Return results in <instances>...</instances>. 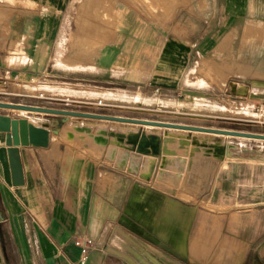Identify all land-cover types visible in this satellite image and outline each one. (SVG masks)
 I'll list each match as a JSON object with an SVG mask.
<instances>
[{
  "label": "rangeland",
  "instance_id": "rangeland-1",
  "mask_svg": "<svg viewBox=\"0 0 264 264\" xmlns=\"http://www.w3.org/2000/svg\"><path fill=\"white\" fill-rule=\"evenodd\" d=\"M213 6L206 0H72L65 35L66 60H83L70 49L68 41H73L75 36L70 35L78 33L77 27L84 20L85 31L76 39L93 45L99 38L102 50L113 38L116 47L127 33L143 29L165 30L172 24L194 28L197 17H207V9ZM100 30L103 33L98 37ZM247 54L254 55L250 46ZM96 57L90 62L83 60L84 66H92ZM219 60L210 62L214 86L210 76L206 81L200 79V83L213 86L204 90L206 93L138 91L106 77L83 86L47 78L0 80V103L36 108H0V113L12 112L36 121L37 126L49 130L50 137L57 138L55 157L51 162L44 160L43 165L64 191L72 210L79 200V173L86 168L91 177V199L99 191L113 205L124 206L125 223L176 251L189 264H240L244 259L243 264H264L257 254L264 258V175H256L255 184L235 181L245 178L247 171L264 172L260 156L264 152V70L254 67L255 60L252 67H244L229 54ZM69 122L78 125L80 131L67 128ZM93 123L104 125L101 141L81 133ZM146 126L160 135L175 129L196 137V149L198 153L202 149L203 155L199 153V163L178 154L144 161L130 145L127 133L145 134ZM79 134L86 139L75 140ZM214 144L231 145L229 151L235 158L226 157L217 163L210 147ZM223 172L234 175L225 179V197H219L214 190ZM238 172L242 175H235Z\"/></svg>",
  "mask_w": 264,
  "mask_h": 264
},
{
  "label": "crops",
  "instance_id": "crops-1",
  "mask_svg": "<svg viewBox=\"0 0 264 264\" xmlns=\"http://www.w3.org/2000/svg\"><path fill=\"white\" fill-rule=\"evenodd\" d=\"M71 3L72 0H0V79L47 78L83 86L106 77L128 89L181 95L213 89L210 62L218 63L221 55L229 54L244 67H252L255 60L254 67L264 70V0H206L214 6L207 9V17H197L194 28L172 24L165 30L143 29L127 33L116 47L113 38L102 50L99 38L93 45L76 39L85 29L81 23V32L72 33L75 38L68 45L84 62L97 56L89 67H83V60H66L65 35ZM215 5H219L218 12ZM102 33L100 30L98 37ZM248 46L253 56L247 54ZM208 76L213 86L200 83V78L206 81ZM0 115L22 118L12 112ZM77 137L85 139L83 135ZM0 140V264H80V249L74 239L82 235L93 241L85 264H189L176 251L151 241L125 223L124 206L113 205L99 191L91 199V177L86 168L79 173V200L72 210L64 191L43 165L44 160L51 162L56 155L58 143L54 154L46 153L52 148L51 137L46 149L19 146L23 174L20 185L14 184L3 133ZM240 172L235 175H242ZM220 175L214 193L225 197V179L234 174ZM256 175L264 172L247 171L245 178L235 181L255 184Z\"/></svg>",
  "mask_w": 264,
  "mask_h": 264
},
{
  "label": "bare ground",
  "instance_id": "bare-ground-1",
  "mask_svg": "<svg viewBox=\"0 0 264 264\" xmlns=\"http://www.w3.org/2000/svg\"><path fill=\"white\" fill-rule=\"evenodd\" d=\"M9 1V0H8ZM12 1V0H11ZM13 2H15V1H13ZM5 3V2H4ZM12 3V2H11ZM24 4V3H23ZM34 7V6H33ZM83 17V16H82ZM87 20V19H86ZM85 21V20H84ZM83 21V23H85ZM88 21V20H87ZM82 22V21H81ZM79 23V22H78ZM93 23V22H92ZM85 24H87V23H85ZM80 25V24H79ZM79 27H81V26H79ZM97 27V26H96ZM100 28V27H99ZM77 29H81V28H78L77 27ZM80 31V30H79ZM78 31V32H79ZM95 31V30H94ZM81 32V31H80ZM87 33V32H86ZM73 35L74 34H72V36L70 35V37H73ZM81 36H83L82 34H80ZM87 35V34H86ZM100 35V34H99ZM90 37V36H89ZM85 38V37H84ZM74 39V38H73ZM72 39V40H73ZM82 40H84V39H82ZM84 41H86V40H84ZM80 42V41H79ZM81 43V42H80ZM83 44V46H84V42H82ZM99 42L96 44L95 43V45L96 46H99ZM94 45V48H96V46ZM86 47V46H85ZM88 46H87V50L86 51H88ZM98 48V47H97ZM96 48V49H97ZM96 49H95V51H94V54H95V52H96ZM85 50V49H84ZM93 50V49H92ZM85 51V52H86ZM59 64V63H58ZM81 66H83V65H81ZM83 67H85V66H83ZM88 67V66H87ZM196 71H198V69H196V68H194ZM201 70V69H200ZM199 70V71H200ZM192 72V71H191ZM194 73H197L198 74V72H195L194 71ZM190 75V74H189ZM194 74H192V76H193ZM243 75H245V74H243ZM191 76V75H190ZM198 76H199V74H198ZM197 76V77H198ZM199 78V77H198ZM192 79H193V77H192ZM196 79V78H195ZM194 79V80H195ZM201 79V78H200ZM197 80V79H196ZM199 80V79H198ZM197 80V81H198ZM189 81V80H188ZM225 81V80H224ZM195 82V81H194ZM193 82V83H194ZM226 82V81H225ZM189 84L191 83V82H188ZM192 83V84H193ZM45 89V88H44ZM237 90V89H236ZM148 99H149V97H147ZM143 99V98H142ZM147 99V100H148ZM151 99V98H150ZM146 100V99H145ZM145 100L143 101L144 103H145ZM154 100V99H153ZM140 102V101H139ZM138 102V103H139ZM147 102H149V101H147ZM150 103V102H149ZM30 123H32L33 125H35V126H37L38 124H37V122H30ZM67 125V124H66ZM69 126H67V128H70V130L71 129H75L77 132H79L80 131V127L78 126V125H76V124H74V123H70L69 122V124H68ZM81 126V125H80ZM66 127V126H65ZM147 128H148V131H146V132H144L145 134H141L140 132H133V133H127V136H128V141H129V143H130V145L133 147V149L138 153V154H140L142 157H143V159H144V161H147L148 159H151V158H153V157H156L157 155L159 156V155H161L163 158L165 157H171V155H174V154H178L179 156H184L188 161H193L194 162V164L195 163H197L198 162V160H199V158L201 157L200 156V154L202 155V153H200L201 152V150H200V148H199V153H198V151H197V149L196 148H198V146H199V141H197L196 140V137H191V136H188V134L187 133H184L183 131H174V130H169V131H167V132H165V134L164 135H160V134H158L157 132H152L150 129H153V127L152 126H146ZM84 129H83V131L81 132V133H85L86 135H84V136H87V138L89 137V138H92V139H94V140H97L98 138H99V140L101 139L100 138V136L103 134V132L105 131V129H104V125L103 124H89V125H87L86 127H83ZM156 129V128H155ZM157 129H160V128H158L157 127ZM75 130H74V132L73 133H75V134H78L77 132H75ZM165 131H166V129H165ZM186 132V131H185ZM70 134L72 133L71 131L69 132ZM201 133V132H200ZM203 133V132H202ZM117 134V133H116ZM157 135V136H155V135ZM71 135H73V134H71ZM71 135H69V136H71ZM79 135H81V134H79ZM78 135V136H79ZM121 135V134H120ZM119 135V136H120ZM61 136H63L62 134H60L59 133V137H61ZM114 136H115V134H114ZM76 137H77V135H76ZM75 137V138H76ZM102 137H104V136H102ZM124 137V136H123ZM73 138H74V135H73ZM88 138V139H89ZM86 139V138H85ZM87 139V140H88ZM105 139V138H104ZM111 139V138H110ZM109 139V140H110ZM93 140V141H94ZM92 141V142H93ZM101 141V140H100ZM124 141V140H123ZM56 142H57V138L55 137V136H51V144H52V148L51 149H47L46 150V153H51V152H53V150H54V147H55V145H56ZM96 142V141H95ZM99 142V141H98ZM98 142L96 143L97 145H98ZM112 142H114V141H112ZM116 142V141H115ZM125 142V141H124ZM100 144V146H102L101 144L102 143H99ZM119 144H121V143H119ZM213 144V143H212ZM99 146V145H98ZM202 146V145H201ZM231 146V145H230ZM230 146H227V145H220V144H214V145H212V146H210L212 149L211 150H213L212 152H213V157H214V159H216L215 161L217 162V163H219L220 161H222V160H224L226 157H233V156H231V154H230V151H229V148H230ZM202 148V147H201ZM206 148V147H205ZM204 149V148H203ZM208 149V148H207ZM96 150V149H95ZM204 151V150H203ZM204 154V153H203ZM203 156V155H202ZM241 156V155H240ZM256 156V155H255ZM263 159H264V152L262 153V155H260ZM174 157V156H173ZM175 157H178V156H176L175 155ZM209 157V156H208ZM246 157V156H245ZM233 158H235V156L233 157ZM238 158V157H237ZM174 159V158H173ZM176 159V158H175ZM177 159H179V158H177ZM180 159H183V158H181L180 157ZM245 159V158H244ZM236 160V159H235ZM253 160V159H252ZM183 161V160H182ZM259 161V160H258ZM257 161V162H258ZM215 162V163H216ZM199 163V162H198ZM214 163V164H215ZM189 164V163H188ZM193 164V163H192ZM201 167V166H200ZM214 168V167H213ZM102 187H103V185H102ZM187 238V237H186ZM184 241V240H183ZM181 243V242H180ZM181 245V244H180ZM184 249V248H183ZM185 250V249H184ZM183 250V251H184Z\"/></svg>",
  "mask_w": 264,
  "mask_h": 264
},
{
  "label": "water",
  "instance_id": "water-1",
  "mask_svg": "<svg viewBox=\"0 0 264 264\" xmlns=\"http://www.w3.org/2000/svg\"><path fill=\"white\" fill-rule=\"evenodd\" d=\"M0 108L36 110V108L33 107L4 103H0ZM0 133L4 134V144L7 147L14 184L20 185L23 182V174L19 155V146H32L46 149L50 145V132L44 127L33 125L26 118L16 119L5 115H0Z\"/></svg>",
  "mask_w": 264,
  "mask_h": 264
},
{
  "label": "built area",
  "instance_id": "built-area-1",
  "mask_svg": "<svg viewBox=\"0 0 264 264\" xmlns=\"http://www.w3.org/2000/svg\"><path fill=\"white\" fill-rule=\"evenodd\" d=\"M2 80V79H0ZM7 80H4V82ZM99 104H101L100 102H98ZM3 144V142L0 140V145ZM92 239L89 238L88 236H78L74 239V244L76 246L79 247L80 249V257H79V263L80 264H85L88 254H89V250L92 246Z\"/></svg>",
  "mask_w": 264,
  "mask_h": 264
}]
</instances>
